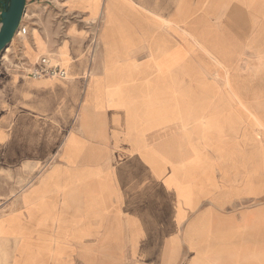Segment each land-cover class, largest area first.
Returning <instances> with one entry per match:
<instances>
[{"label":"rangeland","instance_id":"1","mask_svg":"<svg viewBox=\"0 0 264 264\" xmlns=\"http://www.w3.org/2000/svg\"><path fill=\"white\" fill-rule=\"evenodd\" d=\"M60 1L49 0L37 14L25 11L0 53V128L9 125L7 116L14 121L33 114L41 120L21 119L17 126L22 133L17 128L0 134V139L10 137L12 148L18 147L15 142L26 146L20 154L11 148L0 156V216L7 208L29 202L52 209L57 192V205L71 207L64 211L74 216L75 240L68 242L73 264H190L196 252L189 248L185 231L193 219L214 213L221 223L234 225L264 206V102H232L240 123L230 132L232 149L196 146L191 123L195 110L203 120L209 115L215 94H264V29L257 30L260 23L251 19L250 36L204 39L225 51L216 52L193 36L189 23L164 26L166 20L155 17L158 29L170 32L171 53L156 57L153 71H139L149 72L148 77L138 75L132 81L133 71L123 70V84L106 85L101 95H86L85 105L92 111L87 107L81 116L85 85L103 72L97 58L99 24L85 36L84 27L72 25ZM53 3L60 8L54 9ZM188 8L194 12L195 7ZM191 15L192 21L196 14ZM35 17L41 20L45 55L51 62L64 68L60 56L68 65L84 66L86 61L91 68L85 67L90 72L84 71L86 78L73 80V109L52 118L19 103L10 82L14 76L31 79L26 72L38 61L30 65L22 53V44H31L32 34H37ZM144 51L140 46L133 59L145 61ZM178 52L186 56V68L171 62ZM44 78L66 87L60 78ZM43 98L51 97L44 93ZM60 237L59 249H66L67 241ZM246 240L248 248L262 247L264 232ZM202 248L203 261L197 264H244L229 260L228 251L212 257L208 247Z\"/></svg>","mask_w":264,"mask_h":264},{"label":"crops","instance_id":"2","mask_svg":"<svg viewBox=\"0 0 264 264\" xmlns=\"http://www.w3.org/2000/svg\"><path fill=\"white\" fill-rule=\"evenodd\" d=\"M48 3H50L49 0H26L25 11L37 14L36 12L41 7L48 6ZM189 5L195 7L194 12L188 8ZM52 6L54 9L63 8L65 15L71 16L72 25H82L84 27L82 31L88 34L85 36L90 37L93 34L90 27H93L96 22L99 24L97 32L98 38L101 39V48L97 58L103 72L101 76H94L92 85H89V82L86 83L84 97L78 109L81 116L88 107L84 102V99L87 98L86 95H101L105 91L106 85L123 84L120 81L123 70L133 71L130 73V77L136 78L132 81L136 80L138 75L141 78L148 77L151 75L149 72L139 71H153L155 65L153 60L160 56L164 58L167 53H171L172 49L170 48L173 45L169 40L170 32L167 29H158L160 23L156 21V18L163 17L166 20L163 21L164 26H167L168 23L179 25L189 23V31L193 36L201 39L216 52L225 51L219 49L217 43L213 45L211 41L208 44L204 39L221 37L232 39L250 36L247 32L251 19L260 23L257 30L262 27L264 29V0H61L60 7L54 3ZM199 7L206 8L200 10L199 13ZM192 13L196 15L195 19L191 21ZM34 22L38 25L37 34H32L31 44H22L23 56L29 60L30 65L40 57L46 56L47 52L44 31L39 25L41 20L35 17ZM72 25L68 27L71 28ZM140 46L145 49L144 53L147 55L146 60L142 62L135 61L132 56L133 53H137ZM182 46V49L184 50L185 47L184 51H186V45ZM60 47L56 50V56ZM180 52L176 53L177 59L175 58L171 62L179 65L183 63L180 68H186V64H189L188 60L184 53ZM84 54L86 56L85 50ZM57 59L66 71V77L61 79L66 85L65 88L60 89L59 83L50 78L36 79L27 76L33 80L20 81L14 76L10 81L12 85H15L14 91L16 97H19V103L32 108L37 113H45V116L50 118L57 117L65 110L73 109L74 103L71 99L76 93L77 84L72 86V81L86 78L85 67L90 68L86 61L84 66L79 65L80 63L68 65L67 60L60 56H57ZM44 93L51 98H43ZM198 98L194 100L199 102L202 95ZM204 100L205 98H203ZM213 100L216 103L204 120L203 115L201 118L198 114L199 110H195L194 118L192 117L191 121L194 126L193 140L196 146L205 143L213 149H232L234 147L229 145L231 143L230 132L240 124L236 120V117L239 116L236 115L232 102H264V94L223 93L215 94ZM88 108L92 111L90 107ZM30 115H21L14 121H10L7 116L4 121L9 125L0 128V134L14 132L19 127L17 123L21 119L41 122L38 116ZM130 118H133L132 114H130ZM49 120L51 121V119ZM201 127H204V133ZM17 130L18 133H22L19 128ZM10 140V137L6 138L5 135L0 139V156L4 155V151L9 153L11 150ZM15 144H18V147L13 146L12 149L17 148L19 154L21 151L25 152L26 146L23 143L21 145L20 142H15ZM196 165H198V161ZM223 181L225 180L223 179ZM55 195L56 205L52 209H47L48 206L31 205L30 202L25 204L22 199L21 203L23 204L12 206L3 211L0 216V264L74 263V250L69 249L71 247L68 243L75 240L73 238L74 216H71L73 212L64 211L71 207H59L56 201L57 192ZM60 213L66 217H62ZM209 213L212 214L213 211ZM44 215L47 216L46 219H44ZM59 216L60 221L58 220ZM65 222L66 224H63ZM258 229H264V206L247 212L242 216V221L234 223V225L226 222L221 223L218 220V214L214 213L211 218L207 215L193 219L185 231V239L189 243V248L196 252L191 263L197 264L203 261L201 250L202 246H206L211 251L212 257L228 251L231 256L229 260L244 264H264V246L247 247L246 239L251 234L264 232ZM59 234L62 236L60 237ZM59 237L66 239V249L64 247L59 249ZM62 245L65 246L64 243Z\"/></svg>","mask_w":264,"mask_h":264},{"label":"water","instance_id":"3","mask_svg":"<svg viewBox=\"0 0 264 264\" xmlns=\"http://www.w3.org/2000/svg\"><path fill=\"white\" fill-rule=\"evenodd\" d=\"M26 0H0V53L8 46L25 13Z\"/></svg>","mask_w":264,"mask_h":264},{"label":"built area","instance_id":"4","mask_svg":"<svg viewBox=\"0 0 264 264\" xmlns=\"http://www.w3.org/2000/svg\"><path fill=\"white\" fill-rule=\"evenodd\" d=\"M29 77L40 79L44 77H56L63 79L66 71L59 64L51 62L47 56L40 57L30 70L26 72Z\"/></svg>","mask_w":264,"mask_h":264},{"label":"bare ground","instance_id":"5","mask_svg":"<svg viewBox=\"0 0 264 264\" xmlns=\"http://www.w3.org/2000/svg\"><path fill=\"white\" fill-rule=\"evenodd\" d=\"M16 34V33H15ZM63 66V65H62ZM64 67V66H63ZM86 74L87 75H90V72L89 71H86ZM76 85V82L75 81H72V86Z\"/></svg>","mask_w":264,"mask_h":264}]
</instances>
